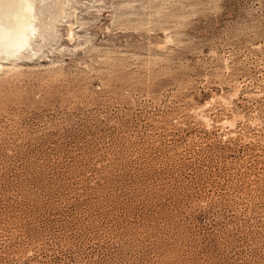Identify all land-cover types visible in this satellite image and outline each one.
<instances>
[{
	"label": "rangeland",
	"instance_id": "obj_1",
	"mask_svg": "<svg viewBox=\"0 0 264 264\" xmlns=\"http://www.w3.org/2000/svg\"><path fill=\"white\" fill-rule=\"evenodd\" d=\"M79 2L0 62V264H264V0Z\"/></svg>",
	"mask_w": 264,
	"mask_h": 264
},
{
	"label": "bare ground",
	"instance_id": "obj_2",
	"mask_svg": "<svg viewBox=\"0 0 264 264\" xmlns=\"http://www.w3.org/2000/svg\"><path fill=\"white\" fill-rule=\"evenodd\" d=\"M77 3L79 0H0V62L36 56L46 42L58 38V24ZM69 34L72 40L77 36L73 24Z\"/></svg>",
	"mask_w": 264,
	"mask_h": 264
}]
</instances>
